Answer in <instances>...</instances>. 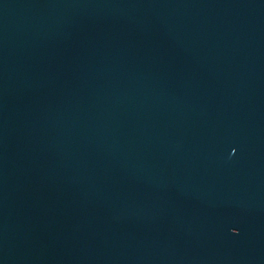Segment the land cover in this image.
Masks as SVG:
<instances>
[{"label": "water", "instance_id": "water-1", "mask_svg": "<svg viewBox=\"0 0 264 264\" xmlns=\"http://www.w3.org/2000/svg\"><path fill=\"white\" fill-rule=\"evenodd\" d=\"M0 264H264V0H0Z\"/></svg>", "mask_w": 264, "mask_h": 264}]
</instances>
